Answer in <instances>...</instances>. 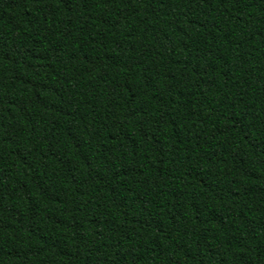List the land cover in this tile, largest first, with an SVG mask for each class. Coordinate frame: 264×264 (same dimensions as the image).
Instances as JSON below:
<instances>
[{
    "label": "trees",
    "instance_id": "trees-1",
    "mask_svg": "<svg viewBox=\"0 0 264 264\" xmlns=\"http://www.w3.org/2000/svg\"><path fill=\"white\" fill-rule=\"evenodd\" d=\"M0 264H264V0H0Z\"/></svg>",
    "mask_w": 264,
    "mask_h": 264
}]
</instances>
